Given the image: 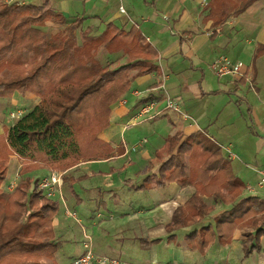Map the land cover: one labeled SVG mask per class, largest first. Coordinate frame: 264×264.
<instances>
[{
  "label": "trees",
  "instance_id": "trees-1",
  "mask_svg": "<svg viewBox=\"0 0 264 264\" xmlns=\"http://www.w3.org/2000/svg\"><path fill=\"white\" fill-rule=\"evenodd\" d=\"M258 1L209 0L205 20L218 27ZM87 18L69 20L49 0H0V96L18 91L40 98L14 121L0 150V264H54L51 258L59 247L54 226L59 201L39 188L40 178L26 175L14 191L3 188L10 154L20 157L25 170L37 169L39 163L69 169L83 159L110 156L112 148L99 134L111 125L115 103L133 89L136 77L160 73L158 49L135 25L127 30L109 21L96 34L85 25ZM50 25L62 28L51 33ZM100 52L127 61L114 67L100 59ZM258 52L264 53V44ZM196 135L182 141L177 133L166 139L170 157L159 169L158 185L176 181L196 189L175 209L166 225L167 239L176 240L177 230L193 226L187 245L205 254L208 245L232 243L239 230L244 257L264 252V197L240 199L245 183L220 147L206 152L193 168L191 138ZM217 204L227 207L206 224Z\"/></svg>",
  "mask_w": 264,
  "mask_h": 264
},
{
  "label": "crops",
  "instance_id": "crops-1",
  "mask_svg": "<svg viewBox=\"0 0 264 264\" xmlns=\"http://www.w3.org/2000/svg\"><path fill=\"white\" fill-rule=\"evenodd\" d=\"M7 1L41 4L45 0ZM49 1L69 20L76 17H88L85 25L93 28L96 34L101 31H95L93 25L100 21L104 24L114 21L127 30L135 25L158 49L160 60L162 59L160 66L162 74L160 72V75L152 73L136 77L132 87L150 90L153 93L150 97L157 103L152 110L155 116L147 119L141 118L137 124L127 126V121L137 114L142 105L141 100L138 99L136 104L127 103L114 106L111 125L99 134V138L111 146L113 153L99 159H83L77 165L66 169L63 198L57 200L59 204L62 202L65 205L66 210L73 206L75 209L72 211L76 212L77 216L76 220H71V216L66 214L63 217L59 215L55 217L54 226L59 247L51 261L54 264L68 263V260L66 261L67 249L73 242L66 236H71L77 223L84 222L85 225L82 224V228L83 231L85 228L86 232V220L92 221L97 217H102L101 205L107 204L106 202L109 201L113 208L106 209L109 211L111 219L123 218L124 224L130 225L133 232L136 230L146 231V236L135 233L134 238L137 242L141 239V248L147 253L142 252L143 250H136L135 247L137 248L138 244L133 242V245L127 247L130 248L131 253L135 252L137 257L131 255L128 258L135 260L137 264H160L158 250L155 247L156 241L167 240L166 225L170 222L175 209L184 204L196 190L192 184L184 186L176 181L158 185L159 169L170 157L166 139L181 133L183 141L187 136L201 132V127L206 133L211 130L220 139L227 133L226 139H223L227 140L230 146L227 147V153L222 150L227 158L229 150L233 152L232 147L235 146L237 149L236 134L237 136L241 134L243 138L250 136L256 140L259 146H264V136H262L264 134V115L259 117L257 104L252 103L249 98L250 94L254 92L258 101L264 103V95L262 99V93L264 94V53L258 52V47L264 44V0L254 3L243 13L232 16L218 27L212 24V20H205L208 7L203 6L204 4H201L200 0H115L113 7L110 6L112 0ZM121 7L124 8V12L121 11ZM136 17L139 21L134 20ZM118 20H121V23H118ZM220 56H231L232 59L241 62L244 70L243 75L220 76L217 74L211 64ZM240 56H245L250 61L244 62ZM169 96L181 99V112H173L166 108V98ZM39 100L40 98L31 92L22 94L16 91L10 97L0 96V139H7L9 129L14 123L8 117L2 116L3 109L11 105L16 110L23 108L30 111ZM241 101H247L245 114L249 115L250 126L243 122L244 114L241 109ZM139 123L147 124L145 129L149 130L150 135L158 134V140L154 147L149 148L147 147L148 136L136 138V141L145 138L147 142L139 146L136 155H133V151H127L130 142L127 137L137 134V131L129 130ZM257 126L259 131L256 129ZM240 153L242 156V151ZM234 154L236 155V153ZM237 158L236 155L230 160L234 173L246 181L241 179L246 187L240 199L245 196L264 194V187L259 184L260 171L264 168V161L258 165L247 164L244 172L243 170L239 171L242 165L235 163ZM132 163L137 164L135 179L128 178L126 182H116L112 179V176L117 174L116 170L124 169ZM20 164V157L13 154L10 159L7 179L14 175L17 165ZM191 165L196 169L197 166H194V163ZM12 166L14 167L11 168ZM89 166L93 168L91 174L99 171L108 175L110 179L106 182H97L100 199L97 207L92 210H86V201L93 202L97 198L94 185L92 186L94 182H86V168ZM51 168L46 163H39L37 169H30L29 175L41 178L47 175ZM39 171H47V174H39ZM240 174H243L244 177ZM64 190H69L70 196H67ZM116 190L119 191L118 198L115 195ZM205 199L210 204L214 203L212 197L206 196ZM226 207L217 204L216 210L207 216L205 223L213 222L214 216ZM139 214H147V216L140 219L138 218ZM165 216L168 217L166 218L167 223H164ZM242 239L241 232L237 230L232 243L226 246L231 248L235 243H238L242 247ZM167 243H169L168 240ZM216 244L218 243L208 245L206 252H209L208 249ZM75 250L74 264L85 250V246ZM148 253L150 257H148ZM95 254L96 256H108L106 253L95 252ZM139 256L148 257V259L139 260ZM181 257V260L167 264H186L185 257ZM110 258L115 257L110 256ZM115 259L121 263L120 259ZM125 262L131 264L130 261L125 260ZM224 262L222 264H230L229 259ZM95 264L99 263L95 261ZM262 264H264V258H262Z\"/></svg>",
  "mask_w": 264,
  "mask_h": 264
},
{
  "label": "rangeland",
  "instance_id": "rangeland-1",
  "mask_svg": "<svg viewBox=\"0 0 264 264\" xmlns=\"http://www.w3.org/2000/svg\"><path fill=\"white\" fill-rule=\"evenodd\" d=\"M115 0H112L111 3V7H113ZM201 4L204 3V0H200ZM205 7L209 8V3L208 5H205ZM110 8V7H109ZM135 21H139V19L136 17L134 18ZM118 23H121V20L117 21ZM94 23V22H93ZM105 24L101 23V21L99 23H94L93 27L95 29V31L100 32L103 30ZM61 26H54V25H50L49 26V32L54 33L57 30L61 29ZM227 55V54H225ZM99 57L100 59L104 62V63H109L112 62V66H118V65H122L126 63V57L122 56V55H115L113 57H108L107 54L105 52H100L99 53ZM231 57V56H229ZM241 59H243L244 62H249L250 59H247V57H241ZM161 60L158 61V65L159 68L161 66ZM160 70V74H162V70ZM159 74V75H160ZM149 95H153L152 92H148ZM263 93H262V99H263ZM251 102L252 103H256L257 104V112L259 117H263L264 115V103H262V101H258V97L257 95L252 92L250 94ZM151 100V99H149ZM249 100V99H248ZM138 101V98L134 97V96H130L128 98V104H136V102ZM247 101L242 102L241 101V109L243 110V122L244 123H248L249 126L251 124V121L249 119V115L246 113L245 114V109L247 107L246 104ZM261 102V103H260ZM9 105V104H7ZM8 108L13 109V106L9 105ZM23 109V108H22ZM16 110V109H14ZM2 110V116L4 118H7L8 116L3 114ZM256 115V114H255ZM194 119H196V117H194ZM146 125H141L139 123V125H137L136 127L133 126L131 127V129L129 131L134 132L137 131V134L131 135L129 137H127V139H129V148L136 145L139 140H135L138 137L141 136H148L149 138V142L147 143V147L151 148L154 147V145H156V142L158 140V134H152L150 135L149 130L145 129ZM256 129L259 128L258 126L256 127ZM227 133L223 135L222 139H220L219 137H217L214 133H212L211 130H208L207 133L205 130H203V128L201 127V132L197 133V135L191 140L193 141L194 145H193V149L191 151V163H194V166H197L198 164H201L202 160L204 159V156H206V152L208 151H212L213 149L220 147L224 152L227 153V147L230 146V143L227 142L226 139L227 137ZM262 136H264V134H262ZM224 138V139H223ZM235 140L237 141V149L234 147H232L233 152L236 153L237 155V159L236 160V164H241L242 168L239 171H244V169L246 168L247 164H254V165H258V163H263L264 161V146H259L256 142V140H254V138L252 137H247V138H243L242 135H235ZM3 142H5V139H0V150L2 148ZM240 151H242L243 155L241 156ZM133 155H136V151H133L132 153ZM11 156H13V154L11 153L9 156V159H11ZM229 160L232 159V156L228 157ZM193 166V165H192ZM14 166H12L11 168H13ZM10 169V167H9ZM93 168L91 166H89L88 168H86V182H94V184H92V186L94 187L95 190V194L97 196V198L95 199V201L90 202L89 200H87L86 202V210H92L95 207H97V205L99 204V199H100V190L99 188L96 186L97 182H106L107 180H110L108 175H104L102 173H100L99 171H95L94 174H91L93 171ZM12 171V170H11ZM16 171L18 173L14 175H12V177L9 179L11 181V179L16 180V182H18L19 180H21L22 178H24L26 175H29L30 170H25L24 166H22V163L20 165H17ZM117 171V174L112 176L113 180H116V182H126L128 178H136L137 177V164L132 163L129 165H127L126 168H119ZM13 172V171H12ZM245 172V171H244ZM47 174V171H39V174ZM243 173V172H242ZM18 174V175H17ZM23 174V176H22ZM37 175V174H36ZM241 176L243 174H240ZM131 176V177H129ZM244 177V176H242ZM242 179V178H241ZM243 180V179H242ZM6 180L3 183V188L6 190L5 188V184H6ZM244 181V180H243ZM65 182V181H64ZM246 182V181H244ZM64 193L68 196L70 193V191H66L64 190ZM111 193V192H108ZM115 195L117 196V198L119 197V191L116 190L115 191ZM70 196V195H69ZM260 196L264 197V194H260ZM107 204H102L101 205V210H103V215L102 217H97V219L92 220V221H87L86 220V234L91 236V243H92V249H94L93 251H95L96 253H102L108 255L106 257H108V261L107 264H112L111 263V257H115L121 260L120 264H127V262H125V260L130 261L131 264H137V262H135V260H131L130 257L132 255V257H137L135 256V252L131 253L130 248H128V245H133V242H136L138 244V247L135 249L136 250H143L142 244L136 241V239L134 238L135 233H137L138 235H142V236H146V231H139L136 230V232H133L130 228V225L128 224H124V219L123 218H119V219H111L110 218V214L109 211L107 209H112V204L111 202H106ZM60 208H59V212L57 214V216H61L63 217L66 213V207L65 205L60 202ZM107 205V207H105ZM81 207V206H80ZM78 207V208H80ZM107 208V209H106ZM71 210H74L75 208H73V206H70ZM107 212H106V211ZM140 215V214H139ZM147 216L144 214H141L140 217L138 216V218L143 219ZM76 217H71L70 219H75ZM168 217L165 216L164 218V223H167V219ZM76 220V219H75ZM82 224L85 225L84 222H82L81 224L77 223L75 225V229L74 232L71 234L70 237L66 236L67 238L71 239V241L73 243H71L72 245H70V247H68L67 249V253L68 255H66L68 260V263H63V264H74V257L76 256V250L82 246V248L84 247V241L88 239L85 237L83 228H82ZM194 230V227H184L181 228L179 230L176 231L177 234V238L174 241H169V243H167V240H163V241H156L155 247L158 250V261H160V264H167L168 262H174V261H178L179 259L181 260V256L185 257V263L186 264H222L225 263L224 261L226 259H229L230 264H258L261 263L262 264V258H264V252H254V255H251L250 257H244L243 255V249L241 247V245H239L238 243H235L231 248L228 246H223L221 244H216L213 247H210L209 252H206L205 254L201 253L198 250H192L188 247L187 243H186V239L185 237L188 236L192 231ZM134 249V248H133ZM98 251V252H97ZM94 252V253H95ZM142 252H145V250H143ZM126 254V257H125ZM148 257H150V254H147ZM125 257V258H124ZM148 257H143V256H139V260L141 259H148ZM137 261V260H136ZM175 264V263H172Z\"/></svg>",
  "mask_w": 264,
  "mask_h": 264
},
{
  "label": "built area",
  "instance_id": "built-area-1",
  "mask_svg": "<svg viewBox=\"0 0 264 264\" xmlns=\"http://www.w3.org/2000/svg\"><path fill=\"white\" fill-rule=\"evenodd\" d=\"M209 1L204 0V5H208ZM121 11L124 12V8L121 7ZM211 67L217 72V74H219L220 76L222 75H226V74H230V75H234V76H242L243 75V64L239 61H236L234 59H232L229 56H220L218 58H216L212 64ZM149 90H142V89H138V88H133L131 89L127 95H123L116 103L115 106H121V105H125L128 103V98L130 96H134L140 100H143L145 98H148L149 95L148 94ZM167 99V106L166 108L169 109L170 111L173 112H181V99L180 98H171L170 96ZM157 103L154 99L148 100L145 103H142V105L140 106L137 114L135 116H132L128 121H127V126H131V125H135L138 123L139 119L141 118H151L153 116H155V113L152 112V110L156 107ZM3 114L7 115L9 119L15 121L18 118L22 117L27 110L26 109H22L19 108L17 110L14 109H10V108H4L3 109ZM147 140L145 138L140 139L139 142L128 148V152L130 151H136L138 150L139 146L143 145L144 143H146ZM229 154L230 156L235 157L236 155L231 152V150H229ZM22 163V162H21ZM67 170L66 169H61V168H51L49 173L43 177L40 178L39 180V188L44 192V194L49 197V198H53V199H61L63 198V185H64V177L66 175ZM18 173L17 171L15 172V174ZM261 177L259 180V184L264 187V168L261 169L260 171ZM18 175V174H17ZM8 181H6L5 184V188L7 191H14L15 188L17 187L18 182H16V180L11 179V181L9 179H7ZM251 189V187H249ZM66 215L67 216H71V217H76L77 214L76 212L70 210L67 208L66 210ZM84 232H85V228H84ZM85 237L88 239L84 241V246H85V250L81 253V255L76 259L75 263L76 264H95V261L99 264H107L108 261V257L106 256H96V254L94 253L93 249H92V245H91V237L89 235L86 234L85 232ZM111 263L112 264H119L120 262L115 259V258H111ZM175 264H179V263H175Z\"/></svg>",
  "mask_w": 264,
  "mask_h": 264
}]
</instances>
